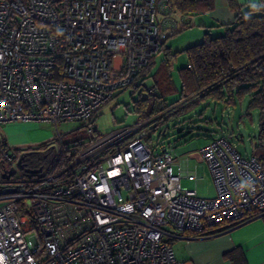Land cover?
Returning <instances> with one entry per match:
<instances>
[{"label": "built area", "instance_id": "obj_1", "mask_svg": "<svg viewBox=\"0 0 264 264\" xmlns=\"http://www.w3.org/2000/svg\"><path fill=\"white\" fill-rule=\"evenodd\" d=\"M158 17V0H0V124L53 123L46 147H58L61 121L93 134L94 112L167 39ZM123 132L64 168L31 166L37 173L17 162L44 147L10 151L0 136V264H184L167 228L201 233L264 213V168L225 136L198 149L215 189L208 198L181 187L168 148L145 131L120 143Z\"/></svg>", "mask_w": 264, "mask_h": 264}, {"label": "trees", "instance_id": "obj_2", "mask_svg": "<svg viewBox=\"0 0 264 264\" xmlns=\"http://www.w3.org/2000/svg\"><path fill=\"white\" fill-rule=\"evenodd\" d=\"M170 3L182 13L202 12L212 8L211 0H170ZM228 3L237 12L233 23L223 33L211 35L206 32L202 41L181 51H171L169 47H164L165 42L162 43L158 53L164 50L173 58L182 53L187 57V65L179 69L181 96L178 100L169 102L164 91L156 84H144L150 76L156 74L153 71L154 56L128 86L132 88L131 94H137V98L132 100L130 111L136 113L137 121L144 122L139 132L145 131L146 139L151 130L157 129L170 117L177 116L180 110L192 107L199 100H211L231 108L248 98V110L257 109L259 112L258 129L251 142L249 156H254L264 168V0H259L257 5L244 11H241L235 0H229ZM161 62L169 64V57L165 56ZM98 110L94 112L92 122ZM218 135L228 138L223 132ZM100 137L101 134L94 132L87 142L80 144L76 143L77 140H60L58 147H53L46 157L40 153V160L36 165L49 170L64 168L73 161L84 145ZM228 140L234 143L229 138ZM49 143L50 141L43 142L37 148L46 147ZM114 149L111 147L109 150ZM35 153L37 152L30 151L25 156L31 158Z\"/></svg>", "mask_w": 264, "mask_h": 264}, {"label": "rangeland", "instance_id": "obj_3", "mask_svg": "<svg viewBox=\"0 0 264 264\" xmlns=\"http://www.w3.org/2000/svg\"><path fill=\"white\" fill-rule=\"evenodd\" d=\"M183 33H174L167 40L178 38V41H181L185 37ZM182 54L183 58H186V55ZM154 61L153 71L156 74L150 76L146 81L149 84H156L161 91H164L169 102L178 100L181 96V78L178 68L184 63L183 59H174L169 66L164 64L160 69L156 68L159 60L158 62L156 59ZM131 91V87L123 89L97 111L93 124L101 134L99 140H108L109 137L115 136L117 131L128 129L130 132H123L124 134L120 135L119 142L124 143L131 139L134 133H139V129L132 130L137 121V115L130 110L132 109V100L137 98V94H131ZM247 103L248 98H245L235 107L227 108L215 101L202 102L199 100L192 107L180 110L177 116L170 117L157 129L151 130L145 140L153 146H157L158 149L161 146H166L169 149V147L176 148L179 145H186L193 149L203 143L210 135L209 129L215 128L217 125L221 130H224V134H228V138L235 143L237 150L242 155L249 156L252 150L251 142L258 129L259 112L257 109L248 110ZM57 128L62 134L61 140L66 142L74 140L87 142L94 134L85 132L84 128H81L80 121H61L57 124ZM163 130L164 133H162ZM55 135V124L49 122L0 124V136L6 140L10 151L14 148H34L47 141L53 144L55 141L52 139ZM40 138L43 139L40 140ZM95 142L84 145L75 156L76 160L79 161L85 158L88 153L95 152ZM58 143L57 141L56 144ZM99 148L105 147L101 145ZM28 235L29 233H27Z\"/></svg>", "mask_w": 264, "mask_h": 264}, {"label": "crops", "instance_id": "obj_4", "mask_svg": "<svg viewBox=\"0 0 264 264\" xmlns=\"http://www.w3.org/2000/svg\"><path fill=\"white\" fill-rule=\"evenodd\" d=\"M228 1L211 0L212 8L209 10L182 13L171 5L170 0H158V20L168 30V37L177 32H184L185 35L181 41H178V38L166 39L164 47H169L171 51H181L202 41L206 32L211 35L223 33L233 23L237 12L229 6ZM235 1L240 5L241 11L259 2V0ZM165 56L169 57L170 62L178 58L183 59L184 63L178 71L187 65V57L183 58V54L173 58L169 56L168 51L163 50L155 55L156 62L159 60L156 68L163 67L165 63L161 60ZM144 84L151 85L147 81ZM121 91L116 92L114 96ZM96 132L99 133L98 130ZM208 132H210L208 138L196 148L179 145L176 148L169 147V150L173 156L172 171L180 177L181 187L194 189L199 196L209 198L215 195V189L209 169L198 154V149L224 130L216 125ZM226 136L228 137V134ZM189 175H194V179H189ZM165 239L173 247L176 258L184 264H264V213L239 223H224L210 227L201 233L188 231L178 233L169 227Z\"/></svg>", "mask_w": 264, "mask_h": 264}, {"label": "flooded vegetation", "instance_id": "obj_5", "mask_svg": "<svg viewBox=\"0 0 264 264\" xmlns=\"http://www.w3.org/2000/svg\"><path fill=\"white\" fill-rule=\"evenodd\" d=\"M53 147L54 146L52 145L50 147H44L41 150H34L37 153H35V155L31 158H26V156H24L22 163L29 167L35 166L40 160V153H43V156L45 157L47 154L52 152Z\"/></svg>", "mask_w": 264, "mask_h": 264}, {"label": "water", "instance_id": "obj_6", "mask_svg": "<svg viewBox=\"0 0 264 264\" xmlns=\"http://www.w3.org/2000/svg\"><path fill=\"white\" fill-rule=\"evenodd\" d=\"M24 158V155H22L19 159V161L17 162V166L19 169L23 170L24 172L26 173H37V172H40L42 170V167H39V168H30V167H26L23 163H22V160ZM13 168L9 170L7 176L13 172ZM3 174H6L5 172Z\"/></svg>", "mask_w": 264, "mask_h": 264}]
</instances>
